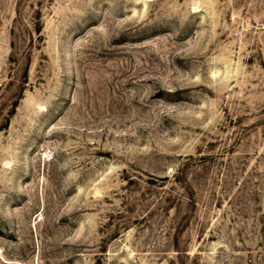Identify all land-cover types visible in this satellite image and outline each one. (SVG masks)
I'll list each match as a JSON object with an SVG mask.
<instances>
[{"label": "rangeland", "instance_id": "1", "mask_svg": "<svg viewBox=\"0 0 264 264\" xmlns=\"http://www.w3.org/2000/svg\"><path fill=\"white\" fill-rule=\"evenodd\" d=\"M0 264H264V0H0Z\"/></svg>", "mask_w": 264, "mask_h": 264}]
</instances>
